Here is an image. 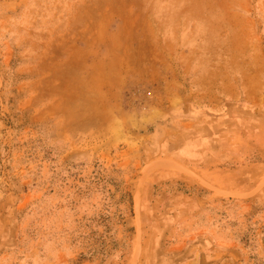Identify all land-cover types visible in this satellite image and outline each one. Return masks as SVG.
<instances>
[{
    "label": "rangeland",
    "instance_id": "obj_1",
    "mask_svg": "<svg viewBox=\"0 0 264 264\" xmlns=\"http://www.w3.org/2000/svg\"><path fill=\"white\" fill-rule=\"evenodd\" d=\"M0 264H264V0H0Z\"/></svg>",
    "mask_w": 264,
    "mask_h": 264
}]
</instances>
